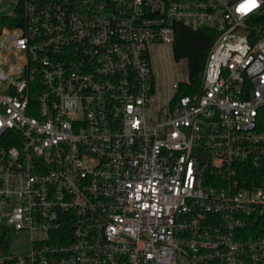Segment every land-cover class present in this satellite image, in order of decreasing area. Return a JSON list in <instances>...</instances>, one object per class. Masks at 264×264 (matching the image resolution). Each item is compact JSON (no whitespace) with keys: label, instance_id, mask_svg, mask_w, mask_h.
<instances>
[{"label":"built area","instance_id":"2783aa9c","mask_svg":"<svg viewBox=\"0 0 264 264\" xmlns=\"http://www.w3.org/2000/svg\"><path fill=\"white\" fill-rule=\"evenodd\" d=\"M255 3L0 0V264H264ZM180 24L215 31L182 96Z\"/></svg>","mask_w":264,"mask_h":264},{"label":"trees","instance_id":"16d2710c","mask_svg":"<svg viewBox=\"0 0 264 264\" xmlns=\"http://www.w3.org/2000/svg\"><path fill=\"white\" fill-rule=\"evenodd\" d=\"M214 40L215 31L213 30H195L181 24L177 26L173 55L177 60H187L190 79V83L181 85L178 96L200 91L205 62ZM260 127L264 129V106L260 110Z\"/></svg>","mask_w":264,"mask_h":264},{"label":"rangeland","instance_id":"374dc122","mask_svg":"<svg viewBox=\"0 0 264 264\" xmlns=\"http://www.w3.org/2000/svg\"><path fill=\"white\" fill-rule=\"evenodd\" d=\"M162 51V54H166L164 56H167V58H158L157 64H158V70L160 74L163 76L165 75L166 80L172 82L177 81V80H182L186 79L187 77V60L186 59H181V60H176L173 57V50L170 46L165 45L164 50ZM160 54L158 53V56ZM170 55V57H169ZM169 75V78H168ZM167 85V84H166ZM168 87V86H166ZM161 89H164V84H161ZM168 93V91H166ZM14 244L16 249H25L27 248L29 241H28V236L25 233H20L16 235L15 237Z\"/></svg>","mask_w":264,"mask_h":264},{"label":"snow or ice","instance_id":"6c2138e0","mask_svg":"<svg viewBox=\"0 0 264 264\" xmlns=\"http://www.w3.org/2000/svg\"><path fill=\"white\" fill-rule=\"evenodd\" d=\"M256 6V3H255V0H251V7H255ZM243 10H247V9H243Z\"/></svg>","mask_w":264,"mask_h":264}]
</instances>
